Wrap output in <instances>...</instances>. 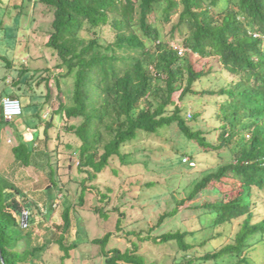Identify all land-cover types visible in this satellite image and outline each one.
Instances as JSON below:
<instances>
[{
	"label": "trees",
	"instance_id": "16d2710c",
	"mask_svg": "<svg viewBox=\"0 0 264 264\" xmlns=\"http://www.w3.org/2000/svg\"><path fill=\"white\" fill-rule=\"evenodd\" d=\"M36 1L52 11L44 45L58 58L59 79L67 81V87L62 91L57 81L62 96L54 116L50 120L39 117L31 128L37 130L36 141L44 142V150H48L51 129L56 131L57 145L62 134L76 138L75 146L66 147L70 157H76V171L84 174L77 180V205L82 206L86 194L91 193L99 203L92 211L109 217L110 211L119 210H104L110 195L92 183L108 167L114 172L115 162L127 164L123 148L129 142L175 124L187 141L201 150L198 153L216 159V169L196 182L174 209L162 213L154 228L133 233L142 242L175 243L181 253L174 256L173 264H250L251 252L264 246V0ZM21 13L18 10V15ZM169 22V37L176 41L177 32L182 54L162 35V24ZM13 58L0 55L7 73L1 79L17 69ZM201 60L203 65H197ZM26 70L19 67L17 71L23 76ZM14 83L21 84L20 79ZM25 95L9 96L21 102ZM2 97L0 129H13L17 144L11 152L23 171L48 153L29 149L18 130L17 123L25 122L24 110L29 104L24 103L20 116L7 120L2 114ZM195 97L202 102L201 110L196 109ZM185 101H193V114H188L195 124L183 114ZM204 118L219 122L217 143L207 137L216 129L206 131L196 125ZM183 150L182 155L190 153ZM185 157L189 160L184 161ZM181 160L190 166L193 159L185 155ZM53 182L52 177L48 184ZM205 191L214 196L197 201ZM48 192L50 188L45 186L43 212L36 201L28 200L26 190L0 172V264H66L72 256L76 245L70 241L74 226L71 210L76 206L61 208L60 223L51 225L44 216L50 213ZM185 201H193L186 209L194 210L202 225L230 228L237 221L235 233H227L230 241L196 256L187 241L196 230L154 233L167 218L178 215V207ZM21 203L30 213L26 228L20 226ZM31 211L39 218H33ZM109 236L110 232L92 242L107 245ZM52 253L57 256L52 258ZM103 256L105 264H159L145 258L135 241L125 250L108 249Z\"/></svg>",
	"mask_w": 264,
	"mask_h": 264
},
{
	"label": "rangeland",
	"instance_id": "374dc122",
	"mask_svg": "<svg viewBox=\"0 0 264 264\" xmlns=\"http://www.w3.org/2000/svg\"><path fill=\"white\" fill-rule=\"evenodd\" d=\"M20 9L22 13L18 15ZM51 20L52 11L36 0H0V55L10 59L14 56V64L15 67L17 66V69H13L3 80L1 78L7 73L6 67L1 65L4 62L0 59V95L2 97L7 94L12 96H16L17 93L26 94L21 97V102L22 106L24 103L29 104L24 110L27 118L25 124L18 121V130L24 136L29 149L36 148L34 152L36 150V152L48 153L42 154L43 160L35 164L32 162L33 166L23 168L25 171L23 172L17 167L11 152V148L17 144V137L13 129L5 126L0 129V172L26 190L28 200L36 201L43 212L45 207L42 193L45 186L50 188L48 192L50 200L46 202L50 207V213L44 216H47L51 225L60 223L61 208L72 204L76 206V210L75 208L71 210L74 226L71 233L72 239H70L76 247L71 252L72 256L66 260V264H105L104 251L114 247L125 250L134 241L139 245V252L149 261L173 264L174 256L179 257L181 253L176 251L175 243L159 245L150 241L142 242L133 231L145 232L154 228L156 220L162 213L174 209L189 195L196 182L216 169L217 161L205 153H198L201 150L191 145L175 124L161 129L157 134H141L139 138L129 142L123 148V151L128 154L127 164L121 165L115 162L114 172L108 167L99 173L97 180L92 183L101 192L110 195L111 200L105 205L104 210L107 209L106 207L110 210L113 207H119V210L110 211L109 217H102L99 213L92 211V207L99 203L94 201L95 197L91 193L86 194V201L82 206L77 205L80 189L77 180L84 174L76 171V167L73 166L75 163L69 169L72 157H70V148L66 147L67 144H72L70 147L75 146L76 138L70 134H62L61 143L57 145L54 141L56 131L53 132L51 129L48 150H44V142L36 141L37 130L31 128L39 122V117L45 120L52 117L62 91L67 87V81L59 79L61 71L56 67L58 58L52 49L44 45L51 30ZM171 27V22L162 24V35L166 40L171 41L172 45L178 46L180 39L177 32L175 33L176 41L169 37ZM196 64L203 65V60ZM19 67L27 69L25 75L21 76L18 73ZM18 79L21 82L19 85L14 83ZM57 81L62 91L58 89ZM205 85L209 86V83ZM192 99L196 100V109L201 110L200 99L198 97ZM192 102L185 101L187 107L186 112L183 113L188 116L189 121L191 117L188 113L193 114ZM205 110L206 114H209L211 105ZM36 114L39 116L36 117ZM203 120L198 121L196 125H200L206 131L216 129L219 124V122L213 123V120H207V122L205 118ZM190 124L195 123L191 121ZM41 127L44 125L42 124ZM216 130L207 135L209 141L214 143L218 142L219 130L218 128ZM183 149H187L190 153L185 155L193 159L190 160V166L181 160L182 156H185L182 155ZM52 177L54 182L48 184ZM71 177L75 182L70 179ZM199 194L197 201L208 200L214 196L209 191ZM18 199L21 200V198ZM192 202L185 201V204L180 205L178 215L167 218L163 225L154 229V233L175 231L179 228L196 230L195 236L189 237L187 241L192 245L191 251L196 256H201L208 250L219 248L221 243L226 244L230 241L227 233H235L238 222L235 221L230 228L228 226L212 228L206 222L202 225L195 219L196 212L186 209V206ZM26 204L21 203V207ZM31 216L33 217L32 211ZM34 217L39 218L36 215ZM38 231L40 234L43 233L41 229H37ZM109 232L107 245L92 242L95 238H103ZM221 232H224V235L218 236ZM259 249L257 253L251 252L253 259L250 264H264V246H260ZM51 255L52 258L57 256L55 253ZM226 262L228 264L230 261ZM198 264L226 263L213 261L198 262Z\"/></svg>",
	"mask_w": 264,
	"mask_h": 264
},
{
	"label": "built area",
	"instance_id": "2783aa9c",
	"mask_svg": "<svg viewBox=\"0 0 264 264\" xmlns=\"http://www.w3.org/2000/svg\"><path fill=\"white\" fill-rule=\"evenodd\" d=\"M179 51V54L183 53V49L178 45L174 46ZM2 114L7 120L16 118L22 114V105L18 98L11 97L9 95L3 96L1 99ZM184 161H188L189 158H183ZM30 213L26 207H21L20 211V226L26 228L28 226Z\"/></svg>",
	"mask_w": 264,
	"mask_h": 264
},
{
	"label": "water",
	"instance_id": "95a60500",
	"mask_svg": "<svg viewBox=\"0 0 264 264\" xmlns=\"http://www.w3.org/2000/svg\"><path fill=\"white\" fill-rule=\"evenodd\" d=\"M75 161H76V157H72L69 169H71V166L75 163Z\"/></svg>",
	"mask_w": 264,
	"mask_h": 264
}]
</instances>
